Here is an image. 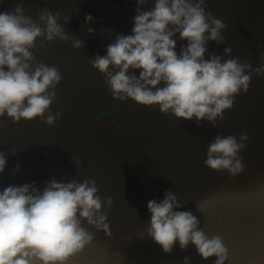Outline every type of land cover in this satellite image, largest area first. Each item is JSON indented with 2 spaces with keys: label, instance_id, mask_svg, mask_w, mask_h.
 Wrapping results in <instances>:
<instances>
[{
  "label": "water",
  "instance_id": "1",
  "mask_svg": "<svg viewBox=\"0 0 264 264\" xmlns=\"http://www.w3.org/2000/svg\"><path fill=\"white\" fill-rule=\"evenodd\" d=\"M154 2L139 7L151 10ZM18 6L45 33L29 49V71L43 64L55 67L61 79L47 90L56 96L43 117L18 123L0 117V154L6 160L0 191L29 184L42 192L52 181H95L110 235L82 220L92 239L67 264H184L185 257L189 264H215V256L202 259L191 243L181 249L177 242L164 253L149 236L147 202L162 201L168 191L177 197V211H190L199 230L222 238L225 264H264V74L256 75L264 66V0H205L206 14L226 28L222 42L208 41L204 58L236 59L249 66L244 74L251 76L248 91L234 97L216 127L114 98L108 76L93 68L92 61L106 55L117 36L131 34L137 0H0V12L15 13ZM46 13L57 16L67 41L47 39L40 19ZM89 14L95 18L90 24ZM174 38L179 55L187 42L178 34ZM116 71L110 66L109 72ZM133 74L139 76L130 70ZM57 112L60 117L47 124ZM242 134L248 140L237 154L240 172L205 166L217 135L239 143Z\"/></svg>",
  "mask_w": 264,
  "mask_h": 264
},
{
  "label": "clouds",
  "instance_id": "2",
  "mask_svg": "<svg viewBox=\"0 0 264 264\" xmlns=\"http://www.w3.org/2000/svg\"><path fill=\"white\" fill-rule=\"evenodd\" d=\"M145 2L137 0L131 34L117 36L107 46L106 55L92 61L93 68L108 76L114 98L158 106L164 115L170 113L186 121L195 118L198 124L206 119L216 127V118L223 119L224 110L232 108L237 94L248 91L251 81V76L244 74L249 66L236 59L221 62L219 56L204 58L206 44L222 42L221 30L226 25L212 13L206 14L205 0H155L151 10H141L139 5ZM40 19L46 23L49 41L54 37L68 40L57 16L46 13ZM94 19L89 14L85 22L90 24ZM88 31L91 34L93 29ZM44 34L23 16L21 7H16L15 13L0 12V117L6 115L14 123L43 117L55 98L56 93L47 90L61 79L57 69L41 64L29 71V49ZM177 34L180 41L187 42L179 55ZM81 43L76 40L73 46L79 48ZM224 51L227 54L231 49ZM110 66L117 69L114 75ZM130 70L138 71L139 76L129 75ZM261 74L264 66L256 69V75ZM60 115H49L46 123L52 125ZM246 140V134L239 143L234 136L217 135L208 146L205 166L231 174L240 172L242 158L237 154L245 148ZM5 164L0 154V174ZM103 203L93 180L52 181L42 192L29 184L4 188L0 191V264H67L92 239L81 226L82 220L110 235L107 217L100 211ZM107 204L111 206V198ZM178 208L171 191L162 201L147 202L152 240L164 253H170L177 242L181 249L191 243L202 259L215 256V264H225L228 249L222 238H209L198 229V220L190 211ZM184 264H189L188 257Z\"/></svg>",
  "mask_w": 264,
  "mask_h": 264
}]
</instances>
